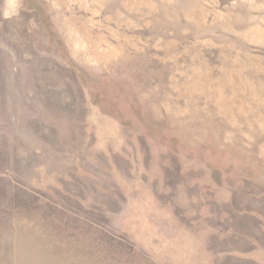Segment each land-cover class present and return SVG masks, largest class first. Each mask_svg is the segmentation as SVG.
Returning a JSON list of instances; mask_svg holds the SVG:
<instances>
[{
    "label": "rangeland",
    "instance_id": "374dc122",
    "mask_svg": "<svg viewBox=\"0 0 264 264\" xmlns=\"http://www.w3.org/2000/svg\"><path fill=\"white\" fill-rule=\"evenodd\" d=\"M0 264H264V0H0Z\"/></svg>",
    "mask_w": 264,
    "mask_h": 264
}]
</instances>
